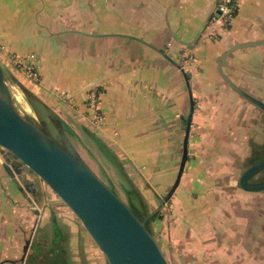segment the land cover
<instances>
[{"label": "crops", "instance_id": "0c3cea01", "mask_svg": "<svg viewBox=\"0 0 264 264\" xmlns=\"http://www.w3.org/2000/svg\"><path fill=\"white\" fill-rule=\"evenodd\" d=\"M217 3L218 0H0V43L20 52L24 49L20 46H36L33 50L40 57V72L49 76L46 82L43 75L45 83L70 91L49 75L50 70L61 68L55 64L56 58L62 62L65 58L70 75L67 84L99 89L98 108L105 131L111 134L114 128L120 153L144 165L159 151L156 144L170 135L159 126H169L187 100L192 103L193 95L224 93L223 99L212 96L210 102L213 112L214 108L222 109L223 116L227 109L240 104L235 99L230 104L227 99H244L219 75L217 58L234 44L264 38V0H237L236 14L226 26L217 18ZM206 29L211 30L205 32ZM52 44L70 47L67 53L62 52V47V53L55 56ZM263 47L234 51L227 56L223 71L240 88L264 100ZM131 49L137 53L140 49L141 57L126 54ZM140 58L145 62L139 66ZM186 58L193 60L188 62ZM184 81L188 83L185 90L181 88ZM192 106L190 126L198 104L191 109ZM9 158L10 154L0 146V264H40L43 244H48L45 238L50 235V252L56 228L60 231L61 260H68V231L73 227L70 230L67 225L73 224V218L69 219L54 197L39 195L40 188L24 171L18 178L9 167ZM21 179L33 182L35 192L26 191ZM189 215L184 213L181 222L185 245L187 241L199 244L228 263L264 264L263 254L258 262L250 255L254 241L249 233L232 231L221 245L219 234H211L205 219L199 221L194 215L191 220ZM262 226L259 237L264 236ZM259 244L264 252V241ZM34 245L38 248L33 249Z\"/></svg>", "mask_w": 264, "mask_h": 264}, {"label": "rangeland", "instance_id": "374dc122", "mask_svg": "<svg viewBox=\"0 0 264 264\" xmlns=\"http://www.w3.org/2000/svg\"><path fill=\"white\" fill-rule=\"evenodd\" d=\"M210 30L206 29L205 32ZM20 47L24 48L21 52L11 50L0 43V65L7 76L10 92L18 108L57 139L59 136L49 115L58 118L80 156L126 203L138 206L135 192L140 193L148 210L151 213L157 212L158 217L150 221L149 225L169 264H234L233 261L224 262L223 258L217 259L215 252L211 253L199 244L188 241L186 245L183 243L181 222L184 213L190 214L191 220L194 215H197L199 221L205 219L204 222L212 228L211 234H219L221 245L226 242L232 231L244 230L249 233L248 236L254 241L251 244L253 250H250L252 251L250 255L257 258L258 262L259 257L264 255L263 247L259 244L260 241L263 243L264 236L259 237L258 233L264 225V190L250 192L231 182L238 180L242 171L251 164V158L257 152L258 146L264 144V113L260 108L249 105L247 101H243L245 99L227 97L226 101L230 104H233V99L240 104L227 109V115L223 116L220 114L223 113L222 109L214 108L213 112L210 102L214 99L212 96L218 95V99H223L224 93L218 92L212 96L206 94L205 97L193 95L192 108L196 104L198 107L194 108L191 117L187 160L180 181L173 190V197L165 200L161 207L158 199L172 188L182 158L184 136L182 123L190 112V100L188 99L184 108L179 110L176 118L173 120L170 118L172 121L170 120L169 126H159L170 135L156 144V152L159 151L154 157H150L151 162L144 165L136 164L127 154L120 153L118 136L114 128L111 134L105 131L103 114L98 108L99 89H95V86L88 89L85 86L68 85L67 78L70 75L66 65L68 61L65 58L63 62L56 61L58 59L56 58L55 64L61 68L50 70L49 75L66 87L65 90L70 91L50 87L43 78L45 74L46 82H49V76L43 71L40 72L38 65L40 57L33 50L36 46ZM62 47V52H66L70 46L52 44L50 46L52 55L62 53ZM82 50L83 47L80 46V52ZM141 53L140 49L138 53L135 49L126 52L133 58L141 57ZM26 54L34 55L33 62L21 64L20 67L14 66L11 56ZM186 60L192 62L193 59ZM144 62L145 60L140 58L139 66ZM28 65L32 66L36 78L25 73L26 69L23 66ZM256 80L260 81L259 76ZM187 85L188 83L184 81L181 88L185 90ZM91 94H95L93 103L90 101ZM9 160L21 168L22 174L24 171L36 182L40 188L39 195L54 197L57 204L65 209L69 219L73 218V224L67 225L70 230L73 227L71 232L68 231V260L66 258L64 262L61 260L59 252L61 249L58 244L60 231L56 228L54 230L56 240L50 252L47 250L50 235L49 239L44 237L48 244H43L40 264H108L63 201L38 176L32 174L26 166L20 165L11 154ZM263 180L264 169L251 176L249 183ZM187 208L189 212H186ZM37 248L34 245L33 249ZM235 254L245 258L243 254Z\"/></svg>", "mask_w": 264, "mask_h": 264}, {"label": "water", "instance_id": "95a60500", "mask_svg": "<svg viewBox=\"0 0 264 264\" xmlns=\"http://www.w3.org/2000/svg\"><path fill=\"white\" fill-rule=\"evenodd\" d=\"M259 45H264V38L234 44L218 56L216 66L221 78L234 92L264 110L263 101L240 88L223 71L229 54ZM190 116L191 112L183 121L185 133L179 169L172 188L158 199L161 207L178 185L187 160ZM49 119L54 124L58 139L18 108L0 65V146L63 201L108 264H169L145 220L140 219L130 205L89 167L69 140L62 122L51 115ZM9 167L18 178L22 177L20 167L13 163ZM263 169L264 158L248 165L238 180L231 184L250 192L262 191L264 181L248 183L247 179ZM21 183L26 191L35 192L33 182L21 179Z\"/></svg>", "mask_w": 264, "mask_h": 264}, {"label": "built area", "instance_id": "2783aa9c", "mask_svg": "<svg viewBox=\"0 0 264 264\" xmlns=\"http://www.w3.org/2000/svg\"><path fill=\"white\" fill-rule=\"evenodd\" d=\"M233 1L237 0H218L217 3V11H218V16L217 18L221 20L222 24L225 26L228 21L233 17V12L237 6L236 2L233 4ZM222 18V19H221ZM12 57V63L16 67H20L21 64H30L33 62L34 55L33 54H26V55H15L11 56ZM26 71L25 73L28 76H32L36 78V74L33 72V68L31 65L28 66H23ZM95 94L90 95V101L94 100ZM93 103V102H92Z\"/></svg>", "mask_w": 264, "mask_h": 264}, {"label": "trees", "instance_id": "16d2710c", "mask_svg": "<svg viewBox=\"0 0 264 264\" xmlns=\"http://www.w3.org/2000/svg\"><path fill=\"white\" fill-rule=\"evenodd\" d=\"M220 1V0H219ZM236 2L237 4V1H233V4ZM236 11H237V6L233 12V16L236 14ZM186 76V75H185ZM187 77V76H186ZM185 77V78H186ZM264 158V146H258V150L257 152H255L254 156L251 158V164L261 160ZM249 179L250 177L247 179V182L249 183ZM264 181V180H263ZM261 181V182H263ZM135 195L137 196V202H138V206L135 205V204H129L130 207L134 210V212L136 213V215L142 219V220H145L146 222V225L149 227V223L150 221H152L153 219H155L156 217H158L157 215V212H153L151 213L149 210H148V207H147V204L146 202L143 200L142 196L140 195L139 192H135ZM151 230V228H150ZM152 231V230H151Z\"/></svg>", "mask_w": 264, "mask_h": 264}, {"label": "flooded vegetation", "instance_id": "af4514ba", "mask_svg": "<svg viewBox=\"0 0 264 264\" xmlns=\"http://www.w3.org/2000/svg\"><path fill=\"white\" fill-rule=\"evenodd\" d=\"M255 97V96H254ZM257 98V97H256ZM258 99H260L261 101H263L264 102V100L263 99H261V98H258ZM261 111H263V113H264V110H262L261 109ZM262 146H264V144H261Z\"/></svg>", "mask_w": 264, "mask_h": 264}]
</instances>
